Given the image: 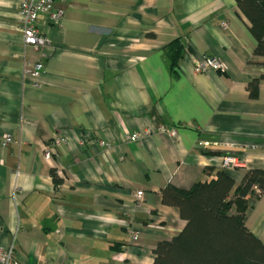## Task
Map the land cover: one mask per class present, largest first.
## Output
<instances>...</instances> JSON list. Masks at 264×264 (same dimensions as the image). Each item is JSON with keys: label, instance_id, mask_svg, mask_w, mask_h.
Instances as JSON below:
<instances>
[{"label": "crops", "instance_id": "0c3cea01", "mask_svg": "<svg viewBox=\"0 0 264 264\" xmlns=\"http://www.w3.org/2000/svg\"><path fill=\"white\" fill-rule=\"evenodd\" d=\"M19 1L0 0V249L13 243L17 262L152 264L157 243L186 223L163 202L166 186L190 189L223 170L233 199L247 170L264 169V55L236 0H54L63 16L39 15L40 49L23 43ZM202 57L223 66L196 73ZM245 226L264 244V189Z\"/></svg>", "mask_w": 264, "mask_h": 264}, {"label": "trees", "instance_id": "16d2710c", "mask_svg": "<svg viewBox=\"0 0 264 264\" xmlns=\"http://www.w3.org/2000/svg\"><path fill=\"white\" fill-rule=\"evenodd\" d=\"M236 1L251 22L257 42L254 53L264 55V0ZM182 48L179 39L166 46L171 67L177 64ZM255 90L256 82H252L251 91ZM52 176L54 182L59 181L54 172ZM232 186L233 179L223 170L190 189L166 186L161 191L163 202L176 206L186 223L177 235L157 243L152 264H264V244L245 226V211L264 189V169L247 170L230 199ZM233 203L237 213L230 212Z\"/></svg>", "mask_w": 264, "mask_h": 264}, {"label": "built area", "instance_id": "2783aa9c", "mask_svg": "<svg viewBox=\"0 0 264 264\" xmlns=\"http://www.w3.org/2000/svg\"><path fill=\"white\" fill-rule=\"evenodd\" d=\"M54 0H20L19 1V29L22 32L23 43L32 46L35 49H40L49 44V38L39 28V15L45 14L48 23L60 24L63 16V10L53 9ZM221 61L216 57H202L194 65V72L204 73L208 70H220L222 68ZM42 62L37 61L29 65L28 72L32 79L33 86H39L40 78L43 75ZM161 131H167L171 137H176V129L160 127ZM148 131H141L128 135L129 141L142 140ZM14 139L11 135H6L3 143L12 142ZM83 141V140H82ZM105 146V151H108L109 146L103 141L100 142ZM45 157L50 159L52 156L51 147L48 146L44 153ZM224 164L227 167H234L238 165L236 157L227 156L224 158ZM16 188L14 194H16ZM142 191H136L135 197L137 201L142 198ZM127 231L131 240L136 241L138 238V231L133 228L132 222L127 224ZM0 264H20L15 259L13 243L9 244L6 248L0 249Z\"/></svg>", "mask_w": 264, "mask_h": 264}]
</instances>
